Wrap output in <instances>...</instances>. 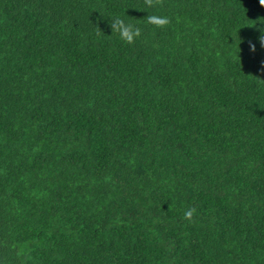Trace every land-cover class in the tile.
<instances>
[{"label":"trees","instance_id":"obj_1","mask_svg":"<svg viewBox=\"0 0 264 264\" xmlns=\"http://www.w3.org/2000/svg\"><path fill=\"white\" fill-rule=\"evenodd\" d=\"M0 264H264V0H0Z\"/></svg>","mask_w":264,"mask_h":264},{"label":"clouds","instance_id":"obj_2","mask_svg":"<svg viewBox=\"0 0 264 264\" xmlns=\"http://www.w3.org/2000/svg\"><path fill=\"white\" fill-rule=\"evenodd\" d=\"M166 23H167V20H166V19H160V20H159V24H161V25L166 24ZM124 30L127 31V32H131V31H132L131 28H127V29H124ZM192 215H193V210H189V211H187V212L185 213V217H186V218H191Z\"/></svg>","mask_w":264,"mask_h":264}]
</instances>
